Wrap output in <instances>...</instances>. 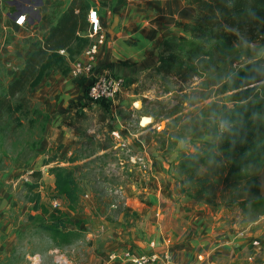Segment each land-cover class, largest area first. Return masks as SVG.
Here are the masks:
<instances>
[{
  "label": "rangeland",
  "instance_id": "1",
  "mask_svg": "<svg viewBox=\"0 0 264 264\" xmlns=\"http://www.w3.org/2000/svg\"><path fill=\"white\" fill-rule=\"evenodd\" d=\"M45 2L49 7L52 4V0ZM172 36L182 39L169 35L161 42L159 56L163 68L139 71L131 78L133 84L128 92L139 96L140 103L121 110L117 103L118 111L128 117L132 133H119L113 105L88 102L83 94L70 106L63 121L77 136L76 144L63 151L62 145L49 138L52 118L50 111H46V103L33 97V90L14 99L11 112L0 119V192L11 193L18 202L11 208L10 216L17 228L11 240L7 241L11 235L2 237L0 251L8 256L0 264H54V256H63V260L75 256L73 243L82 236V230L71 228L73 223L67 213L73 206L54 191V175L50 170L65 169L80 196L91 191L93 199L104 206V200L113 199V188L125 184L134 174H146L129 164V153L119 146L125 137L135 146L134 150L129 146L131 151L145 149L148 159L155 156L166 161L172 177L189 192L195 189V180L186 182L180 162L191 156L198 162L199 174L210 180L212 189L205 186L201 196L213 197L209 204L212 208L238 207L242 213L243 206L249 207L244 210L246 220L264 214V110L259 118L261 164L250 170L241 165L235 169L231 157L218 151L211 125L212 104L232 106L229 94L222 93V86L229 78L249 64L264 66V41L237 40L227 47L211 44L197 55L177 56L172 49L166 51L168 47L161 46L166 38H171L174 49L182 46ZM170 56L172 61H168ZM4 58L0 56V92L21 61V58L10 57L7 61ZM73 61L72 54H68L62 64L53 66V71L65 74ZM257 91L264 101V82ZM24 99L29 102H23ZM35 172H40L39 179ZM249 181L260 185L258 192L251 190ZM35 183L38 188L30 190ZM36 193H39L38 208L33 210ZM54 200L60 201V209L53 208ZM57 223L59 229L49 231ZM11 242L13 247L7 250ZM42 256L46 258L39 263Z\"/></svg>",
  "mask_w": 264,
  "mask_h": 264
},
{
  "label": "crops",
  "instance_id": "2",
  "mask_svg": "<svg viewBox=\"0 0 264 264\" xmlns=\"http://www.w3.org/2000/svg\"><path fill=\"white\" fill-rule=\"evenodd\" d=\"M44 1L48 2L0 0V56L5 57L4 61L10 57L21 58L8 84L18 75L27 55L42 44L45 32L42 24L50 9ZM88 1L90 9H96L99 14L105 36L95 66L107 68L124 79L133 78L139 71L156 69L163 39L169 35L188 39L189 33L178 23H192L196 16L195 9L181 0ZM17 13L26 15V24L22 27L14 26ZM84 49L85 46L77 49L73 59H80ZM123 62L131 66H124ZM80 81L82 86L74 81L69 71L65 74L52 71L32 91L33 97L46 103V111H50V120L52 118L48 125L49 138L62 145L63 151L76 144L77 136L63 121L67 119L70 106L84 94L87 81ZM130 87L120 93L117 100L120 110L140 103L139 96L128 92ZM117 103L113 105L116 128L120 134L123 131L132 133L128 117L118 111ZM125 139L134 150L131 140ZM146 148L149 151V147ZM150 162L153 168L147 176L134 174L128 182L113 188L116 194L111 190L113 199L104 200V206L93 199L91 191L80 196L73 210L67 213L73 223L71 228L82 230V236L73 243L75 256L68 260L54 256V264H125L110 260L109 255L126 250L154 252L160 261L169 255L172 264H264V214L246 220L244 210L249 207L243 206L242 213L238 207L212 208L185 194L181 182L172 177L168 163L162 158L154 156ZM17 203L11 193L0 192V242L8 235L11 236L7 241L11 240L16 233L17 227L12 224L14 218L10 216L11 208ZM4 208L6 211L2 212ZM12 242L7 250L13 247ZM6 256L8 254L0 251V261ZM43 258L46 257H39V263Z\"/></svg>",
  "mask_w": 264,
  "mask_h": 264
},
{
  "label": "trees",
  "instance_id": "3",
  "mask_svg": "<svg viewBox=\"0 0 264 264\" xmlns=\"http://www.w3.org/2000/svg\"><path fill=\"white\" fill-rule=\"evenodd\" d=\"M181 1L195 9V21L187 25L183 24L184 29L189 33L188 39L180 40L172 36V40L174 38L182 45L178 49L170 45L173 44L170 41L171 38H166L161 45L168 47L166 51L172 49L177 56L181 54L191 56L202 53L208 46L211 47V44L227 47L237 40L248 43L264 41V0ZM89 10L88 0H69L67 3L62 0H52L48 15L42 24L45 32L41 46L27 55L18 75L0 92V119L11 112L15 98L31 92L45 76L53 71V66L62 64L66 55L73 56L77 49L87 46L89 40L85 34ZM178 25L182 24L178 23ZM73 45L75 50L72 52ZM183 48H186L185 51ZM158 57L159 65L156 69L160 70L163 67L160 56ZM171 58L173 57L170 56L168 61H172ZM122 64L131 66L127 62ZM74 81L79 86L83 85L80 79H74ZM263 82L264 66L249 64L243 70L234 73L222 86V93L229 94L228 101L232 103V106L212 104L211 125L216 133V147L219 152L231 157L232 166L237 170L238 165L250 170L261 164L259 118L264 110V101L257 90ZM132 84L131 79H124L125 88ZM23 102L28 103L29 99L26 101L24 99ZM104 103L111 105L104 101H97L95 104ZM197 166L198 162L191 156H185L180 162V169L186 177V182L195 180V189L190 190L191 192L182 190L200 202L210 204L213 197L209 195L210 197L204 199L201 194L205 191V186L211 190L212 185L206 176L199 174ZM50 172L54 175L56 194L73 206L80 198V192L73 178L60 167H53ZM40 175V172L34 173L37 179ZM38 186V183H35L29 189L33 190ZM248 186L254 193L258 192L257 188L260 187L256 181H249ZM34 196L32 208L36 210L39 193ZM58 224L49 231L59 229Z\"/></svg>",
  "mask_w": 264,
  "mask_h": 264
},
{
  "label": "built area",
  "instance_id": "4",
  "mask_svg": "<svg viewBox=\"0 0 264 264\" xmlns=\"http://www.w3.org/2000/svg\"><path fill=\"white\" fill-rule=\"evenodd\" d=\"M88 32L86 34L89 43L82 52L81 58L71 63L69 74L73 79L84 78L87 86L84 91L85 99L91 103L104 101L114 105L124 87V79L113 75L108 69H97L95 59L100 48L105 44V36L101 31L100 18L96 9H90L87 16ZM26 24V15L20 13L14 19V26L22 27ZM63 53V52H62ZM127 139H123L119 146L127 151L128 162L134 168L148 173L151 170V162L143 150L137 152L129 149ZM51 205L60 209V201L54 200ZM110 260L125 264H172L171 257L165 255L163 261L154 253H136L133 251H121L109 255Z\"/></svg>",
  "mask_w": 264,
  "mask_h": 264
},
{
  "label": "water",
  "instance_id": "5",
  "mask_svg": "<svg viewBox=\"0 0 264 264\" xmlns=\"http://www.w3.org/2000/svg\"><path fill=\"white\" fill-rule=\"evenodd\" d=\"M19 15H20V13H17L15 16L17 17V16H19ZM16 17H15V18H16Z\"/></svg>",
  "mask_w": 264,
  "mask_h": 264
}]
</instances>
